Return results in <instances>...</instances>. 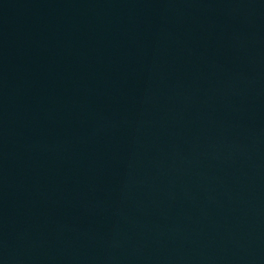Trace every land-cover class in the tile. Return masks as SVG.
<instances>
[{
    "label": "water",
    "instance_id": "obj_1",
    "mask_svg": "<svg viewBox=\"0 0 264 264\" xmlns=\"http://www.w3.org/2000/svg\"><path fill=\"white\" fill-rule=\"evenodd\" d=\"M0 264H264V0H0Z\"/></svg>",
    "mask_w": 264,
    "mask_h": 264
}]
</instances>
